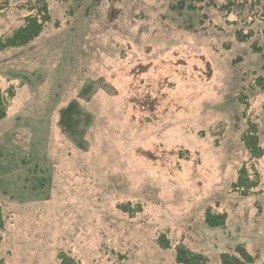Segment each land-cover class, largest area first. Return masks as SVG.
I'll list each match as a JSON object with an SVG mask.
<instances>
[{
    "label": "rangeland",
    "instance_id": "rangeland-1",
    "mask_svg": "<svg viewBox=\"0 0 264 264\" xmlns=\"http://www.w3.org/2000/svg\"><path fill=\"white\" fill-rule=\"evenodd\" d=\"M27 1L0 15V36ZM47 1L61 26L0 52V89L16 90L0 121V261L58 264L63 250L82 264H177L165 234L210 264L240 244L264 264V157L256 196L231 192L248 119L264 147V55L251 50L264 21L242 43L217 9L189 10L197 0ZM208 206L225 227L205 224Z\"/></svg>",
    "mask_w": 264,
    "mask_h": 264
},
{
    "label": "trees",
    "instance_id": "trees-1",
    "mask_svg": "<svg viewBox=\"0 0 264 264\" xmlns=\"http://www.w3.org/2000/svg\"><path fill=\"white\" fill-rule=\"evenodd\" d=\"M13 1L15 0H0V15H4L9 9L13 8L11 4ZM56 1L62 5L68 2V0ZM196 2L202 4L199 7L191 4L188 9L193 11H199L206 7L217 9L228 23L235 26V36L238 42H248L255 38L256 31L253 29V25L257 20L264 21V6L259 0H223L220 3L216 0H197ZM14 7L25 11L26 15L22 18L21 25L0 36V52L30 45L51 24L56 28L61 26V21L53 18L47 0H30L25 3L16 4ZM205 17L206 14H203V19ZM251 47L252 52L264 55V49L258 46L256 42ZM255 79V84L264 90V78L257 76ZM255 84L251 83V87H254ZM238 96L241 103L246 106L249 105L246 94L240 93ZM15 97V88L0 89V121L5 120L9 116L12 100ZM241 138L250 157L247 162H243L240 166L237 178L231 183V192L237 193L240 197H253L258 193L261 182L259 172L255 168V163L264 157V147L261 144V130L258 128L255 120L248 119V128L243 131ZM250 163L251 166L249 165ZM252 171L254 175H252ZM121 206L123 210L131 214L141 211L140 206L133 208L131 203ZM263 212L264 208L259 206V213ZM227 220V212L218 211L212 206H208L204 212V222L210 228H223L227 224ZM5 221V212L0 204V241L3 240L1 231L5 230ZM157 243L161 249L175 250L177 264L211 263V259L204 253L190 249L183 242H173L165 234H162L158 238ZM219 258L220 264H255L256 262V258L241 244L233 252H222ZM57 260L58 264H82L63 250L58 252ZM0 264H4V261L1 260Z\"/></svg>",
    "mask_w": 264,
    "mask_h": 264
}]
</instances>
